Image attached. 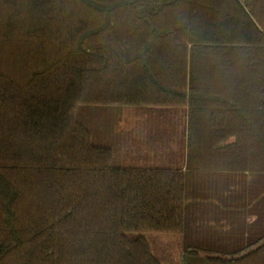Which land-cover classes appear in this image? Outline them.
I'll list each match as a JSON object with an SVG mask.
<instances>
[{"label": "trees", "instance_id": "trees-1", "mask_svg": "<svg viewBox=\"0 0 264 264\" xmlns=\"http://www.w3.org/2000/svg\"><path fill=\"white\" fill-rule=\"evenodd\" d=\"M263 8L0 0V264H264Z\"/></svg>", "mask_w": 264, "mask_h": 264}, {"label": "crops", "instance_id": "crops-1", "mask_svg": "<svg viewBox=\"0 0 264 264\" xmlns=\"http://www.w3.org/2000/svg\"><path fill=\"white\" fill-rule=\"evenodd\" d=\"M264 9V8H263ZM264 21V20H262ZM131 128L130 133L134 135L133 140H127V154L128 156H133L134 161L139 160L140 163H144L147 160L150 163H156L161 165L166 164L163 161H166L164 153L159 152L157 146L148 148L146 144H143L147 135L152 134L154 130L155 134L160 132V118L157 115L146 116L142 115H133L128 117L126 120ZM156 138V137H155ZM145 159V160H144Z\"/></svg>", "mask_w": 264, "mask_h": 264}, {"label": "rangeland", "instance_id": "rangeland-1", "mask_svg": "<svg viewBox=\"0 0 264 264\" xmlns=\"http://www.w3.org/2000/svg\"><path fill=\"white\" fill-rule=\"evenodd\" d=\"M147 238L162 264H183L179 256L177 243L172 237L148 234Z\"/></svg>", "mask_w": 264, "mask_h": 264}]
</instances>
